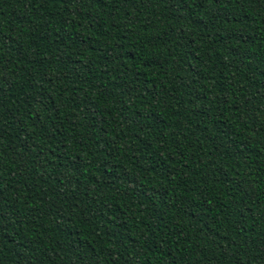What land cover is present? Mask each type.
Masks as SVG:
<instances>
[{"label":"trees","instance_id":"obj_1","mask_svg":"<svg viewBox=\"0 0 264 264\" xmlns=\"http://www.w3.org/2000/svg\"><path fill=\"white\" fill-rule=\"evenodd\" d=\"M0 264H264V0H0Z\"/></svg>","mask_w":264,"mask_h":264}]
</instances>
